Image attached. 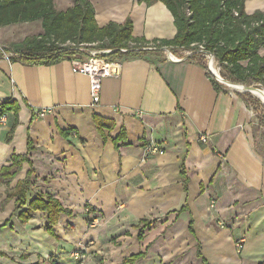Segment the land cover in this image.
<instances>
[{
    "label": "crops",
    "instance_id": "crops-1",
    "mask_svg": "<svg viewBox=\"0 0 264 264\" xmlns=\"http://www.w3.org/2000/svg\"><path fill=\"white\" fill-rule=\"evenodd\" d=\"M90 2L100 27L129 17L134 37L175 34L161 1ZM244 8L264 10V0H245ZM172 53L182 59L163 50L119 55V73L103 80L97 103L88 77L70 60L28 64L0 55V102L17 107L0 123V169L12 155L27 157L9 182H0V264H123L140 253L131 264L264 260L256 112L242 93L222 83L215 89L197 56ZM47 107L53 112L35 115ZM94 115L111 125L98 130ZM121 128L126 143L117 148ZM151 145L163 152L148 151ZM30 169L26 203L15 208L8 193ZM38 196L70 210L59 215L55 235L45 211L18 218Z\"/></svg>",
    "mask_w": 264,
    "mask_h": 264
},
{
    "label": "trees",
    "instance_id": "trees-1",
    "mask_svg": "<svg viewBox=\"0 0 264 264\" xmlns=\"http://www.w3.org/2000/svg\"><path fill=\"white\" fill-rule=\"evenodd\" d=\"M73 4L65 10L56 9L54 0H0V27L13 23L29 22L40 19L42 32L27 35L19 41L12 42L5 51L13 52L11 60L24 63H55L71 60L83 54L74 46L65 45L67 41L75 43H97L99 48L116 49L115 54H123L118 50L126 47L125 54H139L149 50L147 47H167L198 51L200 46L213 54L218 62L220 76L232 83H260L264 87V10L247 13L245 0H137L147 5L161 1L170 11L175 25V34L171 38H155L132 35V21L128 17L123 23L107 22L98 26L94 9L90 0H72ZM130 43H133L130 46ZM142 48H147L142 50ZM201 53H192L188 57H196ZM1 55V52H0ZM215 89L221 83L202 63ZM245 101L256 109L257 101L249 93L242 94ZM12 100L0 102V116L14 110ZM98 130L110 126V121L98 115L93 116ZM115 147L126 143L124 128L113 139ZM28 150L32 148L28 140ZM26 156L12 155L11 164L0 169V182H9L19 170ZM28 171L25 179L19 181L8 196L16 197L15 208H22L26 203L25 193L29 183ZM34 210L45 211L48 222L46 228L55 235L53 226L61 213L70 214L59 200L48 196L33 198L28 207L18 214L20 221L29 219ZM142 253L123 260L133 263ZM55 264V263H52ZM258 264H264V260Z\"/></svg>",
    "mask_w": 264,
    "mask_h": 264
},
{
    "label": "built area",
    "instance_id": "built-area-1",
    "mask_svg": "<svg viewBox=\"0 0 264 264\" xmlns=\"http://www.w3.org/2000/svg\"><path fill=\"white\" fill-rule=\"evenodd\" d=\"M97 43H75L67 41L65 45L74 46L76 49H79L83 54L79 57L71 59L72 68L75 72L84 74L89 79V92L91 96V100L93 103H97L100 100V94L102 89V82L107 77L115 76L119 73V70L121 68V60L119 54H115L117 51L116 49H112L113 53H110L109 55H103L102 53L104 51L111 50V48H99L96 46ZM133 43H130V46H132ZM147 48H152L147 47ZM199 50H203L202 46H200ZM120 53H125L127 51L126 47H121L118 50ZM0 52L2 56L5 57H11L13 55V52L5 51L0 46ZM183 53L185 56H189L192 54V50H183ZM167 58L173 61H179L182 59V56L173 54L171 51L169 53H166ZM204 55L207 57H211L215 59L211 54L204 53ZM53 112L52 107H47L43 109H39L35 111V115L37 117H42L46 113ZM6 120V114H2L0 116V123H4ZM200 140L202 142L207 141L206 135H201ZM148 151L150 152H159L162 153L163 150H161L157 145H151L148 147ZM240 245V244H239ZM240 247V246H239ZM78 255V253H76ZM75 264H83L82 259L80 258L77 260Z\"/></svg>",
    "mask_w": 264,
    "mask_h": 264
},
{
    "label": "rangeland",
    "instance_id": "rangeland-1",
    "mask_svg": "<svg viewBox=\"0 0 264 264\" xmlns=\"http://www.w3.org/2000/svg\"><path fill=\"white\" fill-rule=\"evenodd\" d=\"M68 0H54V6L55 8L63 9L66 7ZM42 32L41 27V20H33L29 22H20V23H13V25H8L0 28V46L7 50L8 47H10V43L13 41H19L26 35H32V34H39ZM172 52V51H171ZM197 60H199L201 63H204L207 68L210 66V59L204 55L200 54L197 55ZM215 60V59H214ZM215 66L218 67V72L220 74V69L218 66V62L215 60ZM242 84V83H240ZM251 85L259 86V88L264 89V87L260 83H253L250 82ZM230 90L237 91L240 93H244V91L236 90L234 88L227 87ZM246 93V92H245ZM251 95L252 99H255L257 103L256 107V143L257 148H261L260 150H264V104L252 93L247 92ZM252 106V105H251ZM253 107V106H252Z\"/></svg>",
    "mask_w": 264,
    "mask_h": 264
},
{
    "label": "water",
    "instance_id": "water-1",
    "mask_svg": "<svg viewBox=\"0 0 264 264\" xmlns=\"http://www.w3.org/2000/svg\"><path fill=\"white\" fill-rule=\"evenodd\" d=\"M145 49H147V48H142V50H145ZM149 50H163V51H165L166 53H169L170 52V50L167 48V47H165V46H161V47H157V48H148ZM202 53V54H204V53H209V54H211L212 56H213V54L212 53H210V52H208V51H205V50H198V51H192V53ZM110 53H113V50L111 49V50H108V51H104L102 54L103 55H109ZM214 57V56H213ZM208 69H209V71L214 75V77L220 82V83H222L223 85H225V86H227V87H230V88H234L233 87V85H237V84H240V83H232V82H230V81H228V80H226V79H224V78H222L221 76H220V74L218 73V71H217V73H215L214 71H212L209 67H208ZM244 85V88H242L241 89V91H244V92H250L251 93V90L252 89H258L259 87H257V86H255L254 84L253 85H251V84H243ZM237 90V89H236Z\"/></svg>",
    "mask_w": 264,
    "mask_h": 264
},
{
    "label": "bare ground",
    "instance_id": "bare-ground-1",
    "mask_svg": "<svg viewBox=\"0 0 264 264\" xmlns=\"http://www.w3.org/2000/svg\"><path fill=\"white\" fill-rule=\"evenodd\" d=\"M210 59V63H211V67L209 66V68L214 71L215 73H217L218 67L215 66V60L211 57H208ZM219 73V72H218ZM234 89L237 90H241L242 88H244L243 84H237V85H233ZM259 87V86H258ZM251 93L256 96L263 104H264V89L258 88V89H252Z\"/></svg>",
    "mask_w": 264,
    "mask_h": 264
}]
</instances>
